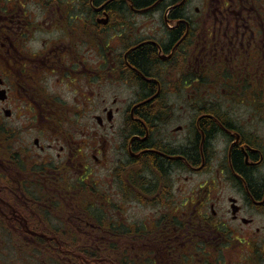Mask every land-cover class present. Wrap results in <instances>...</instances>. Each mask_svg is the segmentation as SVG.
<instances>
[{"label": "flooded vegetation", "instance_id": "af4514ba", "mask_svg": "<svg viewBox=\"0 0 264 264\" xmlns=\"http://www.w3.org/2000/svg\"><path fill=\"white\" fill-rule=\"evenodd\" d=\"M233 232L264 264V0H0V264H214Z\"/></svg>", "mask_w": 264, "mask_h": 264}, {"label": "rangeland", "instance_id": "374dc122", "mask_svg": "<svg viewBox=\"0 0 264 264\" xmlns=\"http://www.w3.org/2000/svg\"><path fill=\"white\" fill-rule=\"evenodd\" d=\"M140 19V18H139ZM121 90V91H120ZM118 92H120L119 97H123V89H118L117 90ZM106 139H108L109 137V130L106 129ZM103 130L102 129H95V128H90L88 130H86V132L84 134H88L90 136H93V135H98L100 133H102ZM112 152V151H111ZM75 176V175H73ZM185 175L182 174L181 177H182V181H183V177ZM212 175L211 174H208V176H193V177H189L190 181L189 183H187L188 181L185 180L183 182H181V196H183L184 193H186V191L184 190V183H186V185H190L189 187L192 188L194 185L198 184V183H203L205 179H207L208 177L210 178ZM122 177V176H120ZM187 177V176H186ZM90 178L89 181L87 182H84V183H89V184H94L96 183L97 178L100 179V183H99V186L101 189H108V172L104 169H101L99 167H95L93 168L92 167V170H91V174H90ZM118 178H119V174L117 173V183H118ZM222 178V177H221ZM214 179V177L212 178ZM215 179H217V177H215ZM209 181H211V179H209L206 183H208ZM118 185V184H117ZM216 187V186H215ZM214 187V188H215ZM186 188V187H185ZM215 194L216 192H218V194H221L223 196V202H222V206L224 208L228 207V204H227V201L225 199V197L227 195H231L232 194V190L231 188H229L228 186L226 185H218V187H216L215 189ZM118 202L119 203H122L119 196L117 198ZM124 209H125V212L127 213V217L131 218V219H137V220H144L146 217H148V212H151L153 210V208H150V207H141L138 203L136 202H126L124 204ZM146 206V205H144ZM237 234L235 232L233 233H229L228 234V238H227V242H226V246L225 247H222V254L221 252L220 253H214L212 255V257L210 256V259L212 260V262L214 264H219V263H222V259L225 260V264H237V263H240L242 261V259L240 258V255H239V246H238V243H237ZM96 241V240H95ZM94 241L91 240V239H79V240H76L74 242V245L78 246V247H81L83 244H86V243H93ZM137 252H139V250H136ZM223 255V256H222ZM108 257V256H106ZM207 258V257H206ZM100 263L102 264H108L109 263V260L108 259H104L102 261H100Z\"/></svg>", "mask_w": 264, "mask_h": 264}, {"label": "trees", "instance_id": "16d2710c", "mask_svg": "<svg viewBox=\"0 0 264 264\" xmlns=\"http://www.w3.org/2000/svg\"><path fill=\"white\" fill-rule=\"evenodd\" d=\"M122 192L125 193V188H124V182L122 180ZM92 194L90 192H85V198L86 200H91L92 198ZM77 239L74 240H69V242L73 243L76 241ZM104 244L99 245V247L103 250L101 253L105 254L104 256H111V257H116L118 259V262L120 264H135V259L134 258H130L126 253L125 250L123 249V246H120L119 241L115 242V239L112 240H103ZM102 241V242H103ZM69 243V247H71V244ZM94 244L95 241L93 243H86L83 244L80 247V251L84 254L85 258H88L90 260H93L94 258L96 259L97 256L99 255V251L97 252L94 249ZM76 246V245H75ZM100 250V249H99ZM142 263H144V260L142 261Z\"/></svg>", "mask_w": 264, "mask_h": 264}]
</instances>
